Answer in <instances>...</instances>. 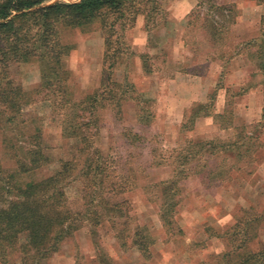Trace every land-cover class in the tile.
Listing matches in <instances>:
<instances>
[{"label":"rangeland","instance_id":"1","mask_svg":"<svg viewBox=\"0 0 264 264\" xmlns=\"http://www.w3.org/2000/svg\"><path fill=\"white\" fill-rule=\"evenodd\" d=\"M157 1L161 12L148 22L150 32L145 31L147 21L143 15L135 25L137 28L140 23L141 30L148 34L146 47L135 45L138 36L134 38L136 32L130 29L120 33V41L112 50H120L114 80L128 83L135 92H129L121 109L112 103L99 109L98 127L89 133L95 148L108 159L112 182L126 185L121 205L124 218L114 227L108 221L85 223L45 264H102L103 259L109 264L212 263L219 253L229 249L226 232L237 220L247 221L253 216L261 219L253 231L258 232V239L252 245L264 246V108L259 122L234 126L233 114L249 86L225 90L224 81L230 60L238 52L249 57V70L258 71L264 66V57L259 56L261 46L254 43L261 37L254 24L257 11L247 7L264 6V0ZM214 7H224L225 11L216 13ZM243 14L247 24L237 28ZM221 24L224 27L217 36L214 27L220 28ZM59 37L71 49L65 57L69 92L74 101H80L101 86L105 37L98 23L85 30L61 28ZM219 64L225 70L220 79L217 75L211 79L216 85L213 113L217 112V97L222 91L227 94L226 109L216 113L220 115L216 127L200 128L196 126L199 119L193 123L187 114L201 103L192 104L183 113L179 99L197 96L203 85L208 86V73L217 71ZM145 69L150 73L146 74ZM254 73L250 74L249 85L259 82L264 89V71ZM11 75L24 91L32 93L33 102L24 107L19 124L0 130V161L5 169L14 170L16 157H23L32 147L31 138L39 131L51 163L27 181L48 177L61 161L78 155L81 144L65 138V116L54 111L47 92L35 93L42 83L37 62L16 64ZM190 141L213 142L226 148L205 156L196 154L194 145L190 148L193 153L186 165L187 176L179 181L175 196L178 205L170 216L175 228L168 229L160 217L162 184L172 179L180 167L174 151L187 147ZM66 194L75 209L83 207L81 182L69 183ZM137 227L153 239L148 257L133 246ZM19 262L20 254L16 253L10 264Z\"/></svg>","mask_w":264,"mask_h":264},{"label":"trees","instance_id":"2","mask_svg":"<svg viewBox=\"0 0 264 264\" xmlns=\"http://www.w3.org/2000/svg\"><path fill=\"white\" fill-rule=\"evenodd\" d=\"M52 1L0 0V130L19 124L24 107L33 102L32 93L24 91L12 78V67L37 62L42 83L35 93L47 92V100L54 111L65 116V138L78 140L81 148L73 159L61 161L52 175L38 180L27 181V178L51 163L39 131L31 138L34 141L32 147L23 157H16L14 170L5 169L0 161L1 264H10L16 253L20 254V262L12 264H45L59 251L62 243L85 223L99 225L108 221L114 227L117 220L124 218L121 205L126 185L112 182L108 159L95 148L93 135L89 133L91 128L98 127L96 113L99 109H105L111 103L121 109L122 102L129 99L126 98L129 92H135L128 83H118L113 77L120 64V50L117 53L112 50L120 41V33L133 29L141 15L146 18L145 31L149 33L148 22L154 21L161 12L160 5L157 0ZM214 8L216 13L225 11L224 7ZM96 23L104 34L106 46L101 86L93 94L74 101L68 86L70 73L65 65V57L71 49L61 43L59 30H85ZM261 24V37L254 43L261 46L259 56L263 58L264 16ZM222 27L223 24L220 28L214 27L217 36ZM260 70L264 71L263 65ZM145 73L149 74L150 71L145 69ZM214 99L215 93L207 103L194 105L187 114H190L189 120L193 123L204 117L217 120L220 115L213 113ZM147 113L151 115L149 111ZM132 136L135 140L140 139L139 135ZM193 145L197 149L196 154L201 156L226 148L213 142L195 144L190 141L187 147L174 151L180 167L174 171L172 179L162 184L161 193L160 217L168 229L175 228L170 216L178 205L175 196L179 181L187 176L186 165L191 161L193 152L189 150ZM74 180L83 185L84 204L80 210L73 207L66 194V187ZM260 219L253 216L251 220H237L235 226L225 234L229 249L207 264H264V246L255 248L252 245L258 239V232L254 234L253 231ZM143 233L144 230L137 227L132 236L133 246L148 257L154 242L150 235ZM106 260L103 259L101 263L109 264Z\"/></svg>","mask_w":264,"mask_h":264},{"label":"crops","instance_id":"3","mask_svg":"<svg viewBox=\"0 0 264 264\" xmlns=\"http://www.w3.org/2000/svg\"><path fill=\"white\" fill-rule=\"evenodd\" d=\"M239 1H246V0H233V2H239ZM223 4V3H222ZM249 9H255L257 11V15L255 17V26L258 31H261V20L264 16V6L258 5V4H250L247 6ZM247 16L243 14L240 18V20L237 23V28H242L243 25L246 23L247 24ZM142 25L139 23L137 24V28H133L132 30L135 33H133V37L138 36V38H135V45L139 48H145L146 43L148 40V34L145 33L144 31L141 30ZM251 63V62H250ZM249 63V57L245 55L243 52H238L234 54V56L231 58L230 63H229V74L225 78V90L230 88V87H248V91L243 94L240 97L239 104H237V108L233 114V125L234 126H242V125H248L252 124L255 122H259L260 119L262 118L263 115V108H264V89H263V84L262 83H257L255 86L249 85V82L251 80V75L253 72H256L254 74H257L261 72L260 70L258 71H253L249 70L251 67ZM260 69V68H258ZM225 70V66L222 64L218 65L217 71H214L213 73H208L207 76V82L206 83L208 86H202L201 87V92L197 96L191 95L193 98L190 100L186 99H179V103L181 104L182 112L184 113L186 108H189L192 104L194 103H207L209 101L211 92L213 94V91L215 92V83L212 82V78L215 77V75L218 76V79L221 78L222 72ZM247 73H249V78L246 77ZM251 74V75H250ZM233 78V80H232ZM209 80H211V83L209 84ZM214 84V85H213ZM213 86V87H212ZM212 89V90H211ZM226 91H222L221 95L217 97V112L215 113H221L226 109ZM197 127L199 126L200 128L202 126L206 127H211L214 128L215 126V118L214 117H204L201 118L197 121Z\"/></svg>","mask_w":264,"mask_h":264}]
</instances>
